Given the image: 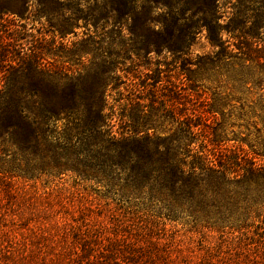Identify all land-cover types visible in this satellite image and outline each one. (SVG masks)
Returning <instances> with one entry per match:
<instances>
[{
  "label": "trees",
  "instance_id": "trees-1",
  "mask_svg": "<svg viewBox=\"0 0 264 264\" xmlns=\"http://www.w3.org/2000/svg\"><path fill=\"white\" fill-rule=\"evenodd\" d=\"M32 13L45 20L43 37L61 41L77 37L83 22L80 74L56 70L20 44L31 35L9 18ZM0 18L15 27L13 42L0 45V151L7 164L1 170L26 179L70 172L147 196L167 219L212 225L232 219L244 199H264V164L220 149L210 119L188 108L199 103L190 92L202 71L240 89L249 83L264 89V0H0ZM201 38L214 51L194 59ZM59 49L77 53L65 43ZM161 63L184 77L159 92L149 67ZM167 121L177 128L150 134ZM54 251L40 264H81L68 243Z\"/></svg>",
  "mask_w": 264,
  "mask_h": 264
},
{
  "label": "rangeland",
  "instance_id": "rangeland-1",
  "mask_svg": "<svg viewBox=\"0 0 264 264\" xmlns=\"http://www.w3.org/2000/svg\"><path fill=\"white\" fill-rule=\"evenodd\" d=\"M9 20L27 26L31 36L20 42L26 51L40 52L45 63L70 75L83 71L85 56L77 52L85 38L83 22L75 29L77 37L69 35L61 41L52 35L43 37L45 20L40 24L33 13L29 19ZM14 28L0 18V45L13 42ZM62 43L71 49L76 45L77 53L59 49ZM213 51L201 38L192 48V58ZM145 68L141 71L147 72ZM149 69H155L161 81L159 92L184 77L179 76V68L165 63ZM196 77L190 94L199 103L188 108L210 119L209 130L216 131L220 149L237 150L264 164L260 158L264 156V89L252 83L240 89L226 77L218 81L215 74L204 71ZM58 127L62 130L63 124ZM157 127L149 130L151 135H167L177 125L167 121ZM114 131L119 132V125ZM3 157L0 151V264H40L45 253L64 242L75 248L81 264H116L115 260L119 264H264V199H244L232 219L215 225L191 217L167 219L166 211L147 196L117 192L70 172L26 179L8 168L1 170L7 167ZM236 192L245 197L240 188Z\"/></svg>",
  "mask_w": 264,
  "mask_h": 264
}]
</instances>
